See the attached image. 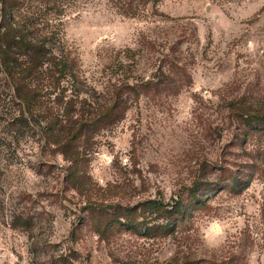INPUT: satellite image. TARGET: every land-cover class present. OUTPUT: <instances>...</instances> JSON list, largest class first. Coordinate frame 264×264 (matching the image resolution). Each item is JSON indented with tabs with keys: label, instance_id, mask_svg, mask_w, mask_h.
<instances>
[{
	"label": "rangeland",
	"instance_id": "1",
	"mask_svg": "<svg viewBox=\"0 0 264 264\" xmlns=\"http://www.w3.org/2000/svg\"><path fill=\"white\" fill-rule=\"evenodd\" d=\"M135 13L92 0L63 19L86 81L120 63L149 84L79 155L84 190L41 135L0 123V264H264V135L245 123L264 113V0Z\"/></svg>",
	"mask_w": 264,
	"mask_h": 264
},
{
	"label": "trees",
	"instance_id": "2",
	"mask_svg": "<svg viewBox=\"0 0 264 264\" xmlns=\"http://www.w3.org/2000/svg\"><path fill=\"white\" fill-rule=\"evenodd\" d=\"M90 1L0 0V123L8 135H41L45 146L68 164L64 182L73 190L87 186L79 155H88L92 140L114 129L141 92L149 91V84H139L120 63L110 67L113 77L100 89L83 78L64 39L63 19ZM113 1L123 16L134 17L139 7L162 0ZM245 123L264 135L263 112L247 116ZM149 203L159 210L158 201ZM170 212L181 213L179 199ZM30 221L18 219L25 228Z\"/></svg>",
	"mask_w": 264,
	"mask_h": 264
}]
</instances>
